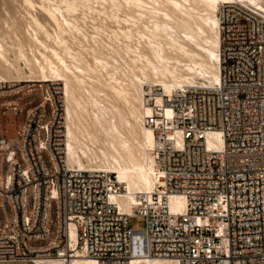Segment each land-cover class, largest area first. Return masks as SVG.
<instances>
[{
  "label": "built area",
  "instance_id": "1",
  "mask_svg": "<svg viewBox=\"0 0 264 264\" xmlns=\"http://www.w3.org/2000/svg\"><path fill=\"white\" fill-rule=\"evenodd\" d=\"M217 12L220 83L144 86L156 187L135 194L132 212L115 200L125 185L114 173L70 165L57 105L31 109L14 138L0 129V262L264 264V10L233 1Z\"/></svg>",
  "mask_w": 264,
  "mask_h": 264
},
{
  "label": "bare ground",
  "instance_id": "2",
  "mask_svg": "<svg viewBox=\"0 0 264 264\" xmlns=\"http://www.w3.org/2000/svg\"><path fill=\"white\" fill-rule=\"evenodd\" d=\"M24 1L31 8H40L43 11L47 22L55 25L56 44L64 46L65 51L75 61H81L80 64L70 63L58 49L52 47L51 52L54 59L45 56L44 63L38 59L35 64L42 74V79L39 77L41 80L38 81L53 82V84L64 82V94L68 102L75 103V105L70 103L67 105L65 149L67 160L71 166L81 169L108 168V172L116 174L118 181L125 185V191L116 196L115 200L125 212H132L136 193L152 192L156 187L154 159L147 151V148L153 143L154 132L151 128L143 125L144 117L151 113L150 107L146 105L144 85H158L166 93L171 94L184 86L197 84L200 78L210 84L220 83L222 55L221 23L217 12L219 5L244 1L264 10V0H102L111 2L115 6L126 1L131 9L132 7L137 9V20L146 23L138 28L139 37L144 39V44L139 42L140 44L136 46L128 44L125 47V53L128 54V65H125L131 75L123 74V76L125 75L123 77L119 75L121 73L119 67L116 66L120 63L117 62L116 65H113L109 61L110 57L114 61L116 60L115 57H112L114 53V56L116 54L118 56L120 53L117 49L112 48V45L109 47L110 51L108 46L106 47L109 44L103 46L108 50L105 52L106 54L103 52L105 49L102 44L100 48H98L99 46L95 48V46L90 51L95 65L91 64L82 52H75L70 48L69 38L67 39L66 36L71 35L73 38L75 34L73 32L80 31V29L75 22L77 20H73L68 14L74 10L75 4L80 0H63L61 4L54 0ZM32 21L34 23L32 26L34 27L32 29L33 39L46 45V42L44 43L38 34V30H43L48 37L51 36L44 20L33 15ZM128 28L127 31L124 29L123 33L126 37L131 38L132 31ZM84 50L88 49L84 48ZM0 66L6 73L13 71L20 73V68L6 57L2 44H0ZM95 67L97 70L101 68L102 75L106 79L104 85L111 90L110 94L112 93L114 98L123 101L125 104L123 107L115 104L103 105V103L97 105L98 99L93 98L96 94L95 88L87 81V78L92 77L89 72ZM7 78L5 75L0 76V90L3 89L2 86L5 83H9ZM26 82L32 83L37 80H20L17 86ZM81 91L89 93L88 95H91L93 99L91 100L92 104L94 102L96 105L84 104L87 99L84 101L82 93H79ZM104 95L106 94L104 93ZM59 124L61 131L58 141L60 145H63L65 140L63 139L61 121ZM216 136L215 133L211 134L212 138ZM209 141L212 143L211 139ZM99 153L104 157L102 163L92 165L90 163L92 157L90 160L87 159L88 164L84 161L85 157L90 158L89 154L98 155ZM184 205L185 202L181 196L175 195L170 198L172 211L181 213ZM39 264H63V261L59 259L45 260L40 261ZM69 264L98 263L93 258L78 255ZM132 264L173 263L166 259H135Z\"/></svg>",
  "mask_w": 264,
  "mask_h": 264
},
{
  "label": "rangeland",
  "instance_id": "3",
  "mask_svg": "<svg viewBox=\"0 0 264 264\" xmlns=\"http://www.w3.org/2000/svg\"><path fill=\"white\" fill-rule=\"evenodd\" d=\"M54 1L61 4L63 0H54ZM122 2H121L122 4L119 3L120 5L118 4L115 6L112 5L111 2L110 3L108 1L104 2L102 0L78 1L77 4H75L74 10L70 11L68 15L73 20H77L75 22L78 25L80 31L76 30L75 32H73V34L75 33L74 34L75 39L74 37L72 38L71 35L66 36L67 39L69 38L68 42L70 48L75 52H79V53L82 52L83 55L86 56L87 60H89V62L93 65H95V62L91 56L92 53L90 51H92V49L95 46H96L95 48H97L98 46H99L98 48H100L101 44L102 47L106 44H109L106 45V47L108 46L107 48L110 51L109 47L112 45V48L117 49L118 52L120 51L119 53L120 55L118 54L117 56L116 54V56H114L115 55L114 53L112 57H115L116 60L114 61L110 57L109 61L113 65H116L115 63L117 62L120 63L119 64L120 66L118 64L116 65L119 67L120 70L119 72L121 73L119 74L120 76H123V74L131 75L127 67L128 54L125 53L126 52L125 47H127L128 44L131 46H136L140 44L139 42L144 44L145 42L144 39H141V37H139L138 28H141L142 25L146 24L143 21L137 20L138 12L136 11L137 9L135 7H132L131 9V7H129L130 5L126 1H122ZM62 6L65 7V5L63 4ZM33 15H37L40 19L44 20L43 22L45 23L46 28L48 27L47 29L51 34L50 37H48L43 30H38L39 37L41 38V40L43 39L44 43L46 42V45L45 44L42 45L33 39L32 36L33 33L32 29L34 28L32 27L34 25L32 21ZM44 16L45 15L43 14V11H41L40 8H31L29 5L25 3L24 0H0V44H2L4 47L6 57L16 66H18V68H20V73L13 71L11 72L12 73L11 74V73H6L4 71V68L0 66V74H1L0 76L5 75L6 77H8L7 79L9 80V83L7 84L5 83L2 86L3 89L0 90V129L4 134L10 136L11 138H14L17 127L26 120L27 114L31 109H34L38 105H57L58 119L59 121H61L63 126V133H64L63 139L65 140L63 146L66 149L67 105H69L70 102H68L67 97L64 94L65 93L64 82H57L53 84V82L38 81L42 79L41 77L42 74L41 72H39L38 67L35 66V64L38 59H40V61L44 63L43 59L45 56L54 59L52 58L53 57L51 52L52 47L58 49L59 52L63 54L65 59H67L68 62L70 63L80 64L79 62L81 61L79 62L75 61L65 51L64 46H59L56 44L54 38V36L56 35L55 25L53 23L51 24L47 22V19ZM127 28L128 30L132 31L131 32L132 34L130 33L132 36L131 38L126 37L125 33H123V31L124 32L125 30L127 31ZM104 47L103 49H105ZM84 48L88 50H84ZM103 52L104 53L108 52V50L105 49L103 50ZM102 74L103 71L101 70V68H98L97 70V67H95L94 70L89 72V75L92 76L93 78L92 77H90V79L87 78L88 83H91L90 85H92L95 88L96 94L93 92V95L95 94L94 95L95 97L93 98L96 100L98 99L97 101L101 103L99 104L97 102L98 103L97 105H102L103 103V105L115 104L123 107V105H125L123 101L114 98L113 94L112 93L110 94L111 90L104 85V83H106V79ZM30 79H35L37 80V82H32V83L26 82L23 83V85L17 86L18 81L20 80L27 81ZM198 81H199L198 83H203V82L207 83L206 81H204V79L201 78ZM145 85H153V84H145ZM79 93H82L81 95H83L84 101L87 99L85 101L86 103L84 104L86 105L95 104L94 102L92 104L91 100L93 99L91 98V95H88L89 93L87 94L86 91L85 93H83V91ZM104 93L106 95H104ZM96 95L99 97H97ZM109 100H111V102H109ZM70 104L75 105L74 102H71ZM10 105H21V107L20 110L17 113H15L10 110ZM89 155L90 158L85 157L86 160L84 158V161H86L87 164L89 162L88 160H90L91 157H92L91 159L92 161L90 163L92 165L100 164L104 160V157L101 156L100 153L98 155L95 154H89ZM96 169H101L105 171L108 170V168H96ZM143 221L144 220L142 218L134 217L130 219V225L134 227L138 224L139 225L142 224ZM0 264H32V263L27 261H20V262H0Z\"/></svg>",
  "mask_w": 264,
  "mask_h": 264
}]
</instances>
